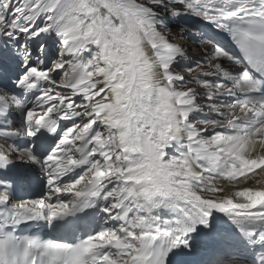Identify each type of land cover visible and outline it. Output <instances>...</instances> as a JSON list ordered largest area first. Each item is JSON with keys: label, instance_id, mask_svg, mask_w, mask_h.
Segmentation results:
<instances>
[{"label": "snow or ice", "instance_id": "obj_1", "mask_svg": "<svg viewBox=\"0 0 264 264\" xmlns=\"http://www.w3.org/2000/svg\"><path fill=\"white\" fill-rule=\"evenodd\" d=\"M0 264H264V0H0Z\"/></svg>", "mask_w": 264, "mask_h": 264}, {"label": "bare ground", "instance_id": "obj_2", "mask_svg": "<svg viewBox=\"0 0 264 264\" xmlns=\"http://www.w3.org/2000/svg\"><path fill=\"white\" fill-rule=\"evenodd\" d=\"M193 56H195L196 54L195 53H191Z\"/></svg>", "mask_w": 264, "mask_h": 264}, {"label": "rangeland", "instance_id": "obj_3", "mask_svg": "<svg viewBox=\"0 0 264 264\" xmlns=\"http://www.w3.org/2000/svg\"><path fill=\"white\" fill-rule=\"evenodd\" d=\"M189 86H191V85H189Z\"/></svg>", "mask_w": 264, "mask_h": 264}]
</instances>
